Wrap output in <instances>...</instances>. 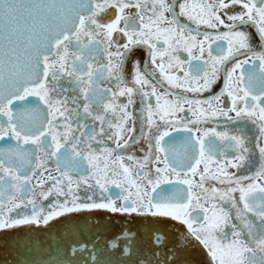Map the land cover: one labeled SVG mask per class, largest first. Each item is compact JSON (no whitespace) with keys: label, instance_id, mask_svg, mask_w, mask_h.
I'll return each mask as SVG.
<instances>
[{"label":"flooded vegetation","instance_id":"1","mask_svg":"<svg viewBox=\"0 0 264 264\" xmlns=\"http://www.w3.org/2000/svg\"><path fill=\"white\" fill-rule=\"evenodd\" d=\"M43 64L0 103V232L171 217L264 264V0H94Z\"/></svg>","mask_w":264,"mask_h":264},{"label":"water","instance_id":"2","mask_svg":"<svg viewBox=\"0 0 264 264\" xmlns=\"http://www.w3.org/2000/svg\"><path fill=\"white\" fill-rule=\"evenodd\" d=\"M94 0H0V103L43 77V60ZM17 106V104H14ZM204 252L173 218L79 211L60 224L0 232V264H203Z\"/></svg>","mask_w":264,"mask_h":264}]
</instances>
